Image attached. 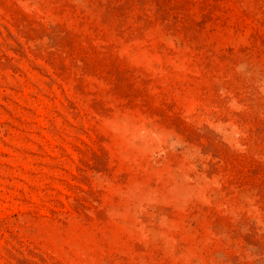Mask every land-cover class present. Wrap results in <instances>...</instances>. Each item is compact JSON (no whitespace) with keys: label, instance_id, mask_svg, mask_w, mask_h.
Masks as SVG:
<instances>
[{"label":"rangeland","instance_id":"rangeland-1","mask_svg":"<svg viewBox=\"0 0 264 264\" xmlns=\"http://www.w3.org/2000/svg\"><path fill=\"white\" fill-rule=\"evenodd\" d=\"M0 264H264V0H0Z\"/></svg>","mask_w":264,"mask_h":264}]
</instances>
